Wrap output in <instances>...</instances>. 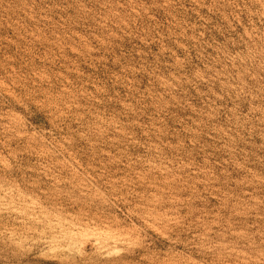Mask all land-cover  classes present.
<instances>
[{
	"label": "rangeland",
	"instance_id": "374dc122",
	"mask_svg": "<svg viewBox=\"0 0 264 264\" xmlns=\"http://www.w3.org/2000/svg\"><path fill=\"white\" fill-rule=\"evenodd\" d=\"M0 264H264V0H0Z\"/></svg>",
	"mask_w": 264,
	"mask_h": 264
}]
</instances>
